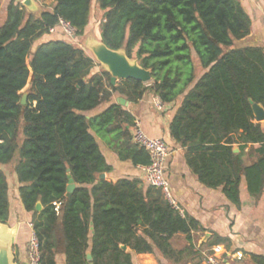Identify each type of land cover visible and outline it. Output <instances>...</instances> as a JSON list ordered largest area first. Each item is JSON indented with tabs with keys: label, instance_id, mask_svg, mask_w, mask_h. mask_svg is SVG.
Segmentation results:
<instances>
[{
	"label": "trees",
	"instance_id": "obj_1",
	"mask_svg": "<svg viewBox=\"0 0 264 264\" xmlns=\"http://www.w3.org/2000/svg\"><path fill=\"white\" fill-rule=\"evenodd\" d=\"M54 2L38 18L11 0L0 26V222L8 224L10 216L2 167L18 154L14 171L23 207L33 215L40 264H57L60 253L66 264H132L123 246L136 254L158 250L171 260L187 251L177 252L172 239L182 234L191 241L202 229L159 189L144 191L138 180H99L113 167L98 136L121 161L150 163L146 150L134 143V117L112 104L115 96L134 104L147 93L164 104L183 97L170 134L199 181L222 188L238 208L243 179L252 197L264 196V124L251 103L264 108V49L236 48L252 28L241 1L96 0L104 13L100 41L125 49L152 71L150 84L130 79L116 85L107 72L96 70L99 65L84 49L47 38L60 20L75 29V39L83 38L94 0ZM104 105L109 107L89 117ZM69 175L77 185L70 196ZM224 242L214 236L210 246Z\"/></svg>",
	"mask_w": 264,
	"mask_h": 264
},
{
	"label": "crops",
	"instance_id": "obj_2",
	"mask_svg": "<svg viewBox=\"0 0 264 264\" xmlns=\"http://www.w3.org/2000/svg\"><path fill=\"white\" fill-rule=\"evenodd\" d=\"M24 0H16L22 3ZM11 0H2L3 16ZM252 21L250 35L236 44V48L259 47L264 49V0H247L242 2ZM4 21V23H5ZM2 23V20H0ZM3 23V24H4ZM55 40L66 41L67 36L57 28ZM51 39V36L47 37ZM40 43H36V48ZM35 48V49H36ZM34 49V50H35ZM204 72L199 70V74ZM119 96H115L112 104L117 103ZM122 98V97H121ZM180 97L175 103L163 104L162 110L156 107L159 97L147 93L138 103H130L123 107L139 122L144 132L151 138H161L169 146L171 156L167 164V173L171 183L172 193L178 205L188 215L197 220L201 230L192 234L189 241L185 235H176L171 243L177 252H182L175 259L165 258L158 250L151 254H136L131 248H123L126 254H131L132 264H204L205 256L214 247L210 246L214 236L225 240L218 244L226 247L229 254L223 259L226 264H264V196L254 198L248 193L246 180L240 186L241 206L238 208L224 195L222 188L210 189L202 184L192 172L186 162L185 150L171 137L170 126L182 103ZM109 105H104L89 114V117L99 115ZM264 124V122H261ZM134 129L132 130V133ZM102 152L110 166L111 173L105 178L109 183L121 180L140 182V189L146 191L150 186L145 181L143 172L131 161H121L112 145L102 138H97ZM238 149L239 147L236 146ZM249 147L246 152H249ZM15 164L13 168L15 169ZM247 164L251 162L247 160ZM9 166V165H8ZM11 166V165H10ZM4 170V169H3ZM5 171V170H4ZM14 172L13 182L7 176L10 196V216L8 225L18 226L14 254L16 264H29L28 243L32 233V213L25 211L19 193L20 184ZM6 173V171H5ZM141 234V231L139 232ZM91 235H93V230ZM216 246V245H215ZM57 264H66V256L57 255Z\"/></svg>",
	"mask_w": 264,
	"mask_h": 264
},
{
	"label": "water",
	"instance_id": "obj_3",
	"mask_svg": "<svg viewBox=\"0 0 264 264\" xmlns=\"http://www.w3.org/2000/svg\"><path fill=\"white\" fill-rule=\"evenodd\" d=\"M22 6L28 14L41 17L43 12H39V7L35 0H24ZM86 49L92 54L94 59L101 65L102 70L111 76L112 85L125 80H135L143 84H150L153 81L152 71L144 69L137 59H131L127 56L125 49L112 50L105 43L97 39H89L86 41ZM83 82L81 83V85ZM28 94H23L22 105H26ZM117 103L123 107H128L129 102L125 98H118ZM252 103L254 115L257 122H264V108L261 105ZM235 152L238 149L235 148ZM69 177V185L67 188L68 196L77 188V185L71 175ZM101 179L105 175L100 176ZM38 212L42 211V204L39 202L36 206ZM18 234V226L11 227L8 224L0 222V264H16L14 254V246L16 244ZM126 248V246H123ZM88 260H92L91 253L87 255Z\"/></svg>",
	"mask_w": 264,
	"mask_h": 264
},
{
	"label": "built area",
	"instance_id": "obj_4",
	"mask_svg": "<svg viewBox=\"0 0 264 264\" xmlns=\"http://www.w3.org/2000/svg\"><path fill=\"white\" fill-rule=\"evenodd\" d=\"M241 2H245L247 0H239ZM61 27L64 28L65 33L72 38L75 39L76 31L72 26L60 20ZM57 28H51L50 34L53 35L57 32ZM156 107L159 110H162L163 104L160 101L156 102ZM133 140L134 143L139 147L146 150L150 157V163L147 166H139L140 170L143 172L145 181L150 187L161 190L164 198L169 202V204L182 216L185 217L184 210L178 205L175 200L171 183L167 173V164L168 160L171 156V150L166 142L161 138H151L149 137L139 122L135 123V128L133 132ZM33 227V225H32ZM226 247L222 245L214 246L210 252L205 256L204 264H226L224 261V257L228 255ZM228 256H232L229 254ZM28 260L29 264H40L41 260V250H40V242L32 229V233L28 243Z\"/></svg>",
	"mask_w": 264,
	"mask_h": 264
},
{
	"label": "rangeland",
	"instance_id": "obj_5",
	"mask_svg": "<svg viewBox=\"0 0 264 264\" xmlns=\"http://www.w3.org/2000/svg\"><path fill=\"white\" fill-rule=\"evenodd\" d=\"M36 4L39 7V12L40 11H49L52 10L55 2L54 0H35ZM22 4V3H21ZM3 8L0 9V20H2V23L0 22V26L3 25L5 18L3 16ZM103 12L99 9V6L96 3V0H94L93 2V7H92V13H91V20H90V25L89 28L87 30L86 35L83 38H77V39H72L70 38L66 33L63 27H61V25H59V28L61 31H63V33L68 37L67 41L73 43L76 46L81 47L82 49H84L90 56H92V54L86 49V41L89 39H97L100 41V27H101V23L103 21ZM51 38H55V35H51ZM36 48V44L33 46L32 50H34ZM93 57V56H92ZM94 58V57H93ZM97 62V61H96ZM98 64V62H97ZM99 66L96 68V70L101 71V65L98 64ZM29 90V85H27V87L22 91V94H26ZM100 138V136H98ZM18 160V154L16 155L14 161L9 165V166H5L2 167L5 171L6 174L8 175V177L10 178V181L13 182L14 179V168L12 164L16 163Z\"/></svg>",
	"mask_w": 264,
	"mask_h": 264
}]
</instances>
